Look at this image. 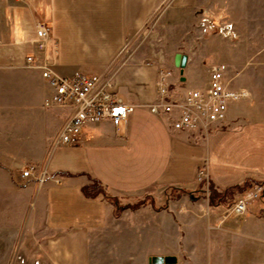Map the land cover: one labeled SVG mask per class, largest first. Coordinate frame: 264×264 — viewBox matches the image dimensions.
<instances>
[{"label":"crops","instance_id":"0c3cea01","mask_svg":"<svg viewBox=\"0 0 264 264\" xmlns=\"http://www.w3.org/2000/svg\"><path fill=\"white\" fill-rule=\"evenodd\" d=\"M209 6L26 0L9 17L0 13V213L28 231L26 264H149L158 255H177V264H264V105L257 90L234 87L247 96L206 128L178 130L177 112L149 110L173 39L187 36L198 12L213 16ZM217 6L218 18L229 14L222 0ZM40 21L51 27L45 49L35 43ZM45 64L59 75L111 77L133 112L118 125L86 124L76 144L57 143L70 110L47 103L54 89L42 76ZM188 64L189 57L182 83L171 85L180 97L202 88L186 87ZM14 145L26 152L14 154ZM27 165L45 169L46 179L23 177ZM94 180L123 208L103 193L87 196L84 187ZM257 187L260 197L242 216H224L227 205Z\"/></svg>","mask_w":264,"mask_h":264},{"label":"built area","instance_id":"2783aa9c","mask_svg":"<svg viewBox=\"0 0 264 264\" xmlns=\"http://www.w3.org/2000/svg\"><path fill=\"white\" fill-rule=\"evenodd\" d=\"M227 31L232 34L230 25ZM36 35V46L38 49H45L51 39V27L46 22H38ZM27 63L33 64L34 57L28 56ZM227 71L228 67L225 63H217L211 69L207 87L188 90L180 97L171 88L172 72L161 68L157 80L158 99L149 105L150 112L156 115L177 112L178 116L173 121V127L178 130L206 128L224 121L230 103L247 96L246 90L231 86L227 80ZM42 76L54 89L47 103L70 110L57 139L59 144H76L86 124L110 120L118 125L122 121H127L134 110L133 104L123 103L119 99L111 77L83 72L59 75L47 64L43 65ZM47 174L45 169L35 165L22 167L23 177L34 178L39 183L46 179ZM198 175L201 180L207 179L204 168L199 170ZM261 192V187L246 191L225 207L224 216H242L249 203L258 199Z\"/></svg>","mask_w":264,"mask_h":264},{"label":"rangeland","instance_id":"374dc122","mask_svg":"<svg viewBox=\"0 0 264 264\" xmlns=\"http://www.w3.org/2000/svg\"><path fill=\"white\" fill-rule=\"evenodd\" d=\"M25 1L0 0V13L9 17L10 12H14L15 7ZM203 2H208L215 14L210 16L198 12L199 18L188 26L187 36L176 39V42L173 39L169 64L162 69L172 72V85L176 87L182 83V74L174 65L173 58L178 52L186 54L189 57L188 66L193 70L192 77L185 82L186 87L205 88L213 66L225 63L228 66L227 80L231 86H251L257 90V98L264 105V0H222L226 5L223 8L225 12L228 8L229 14H224L221 18L217 16L219 0ZM229 25L232 34L227 31ZM183 75L185 76V72ZM248 90L251 91L250 88ZM9 150L7 151L11 152ZM12 151L19 156L26 152L18 147ZM4 182L1 177L0 190L5 188ZM99 187L104 191L102 186ZM17 225L20 224L5 221L2 212L0 213V264H26L24 258L29 259L30 252L24 244L28 231L15 229L14 226Z\"/></svg>","mask_w":264,"mask_h":264},{"label":"water","instance_id":"95a60500","mask_svg":"<svg viewBox=\"0 0 264 264\" xmlns=\"http://www.w3.org/2000/svg\"><path fill=\"white\" fill-rule=\"evenodd\" d=\"M188 56L183 53H177L174 58V62L176 67H178L183 73L184 68L187 65ZM149 264H177V257L174 255H167V256H153L149 260Z\"/></svg>","mask_w":264,"mask_h":264},{"label":"trees","instance_id":"16d2710c","mask_svg":"<svg viewBox=\"0 0 264 264\" xmlns=\"http://www.w3.org/2000/svg\"><path fill=\"white\" fill-rule=\"evenodd\" d=\"M99 186H101L98 181L94 180L93 183L91 185L85 186L84 187V193L89 196V197H94L97 196L99 193H103L104 196L106 197V199H108L109 201L115 203L116 205H119V202L117 200V198L112 197L111 195H109L106 191H101L99 188ZM211 192H213V195L215 197H218V195L212 190L210 189ZM215 193V194H214ZM213 196V198H214ZM145 200H141L139 202H137L134 205H131V207L136 208L138 206H140ZM120 208H123V206L119 205Z\"/></svg>","mask_w":264,"mask_h":264}]
</instances>
